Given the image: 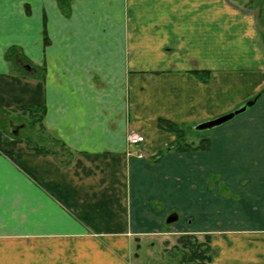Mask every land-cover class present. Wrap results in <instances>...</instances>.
<instances>
[{
    "label": "crops",
    "instance_id": "0c3cea01",
    "mask_svg": "<svg viewBox=\"0 0 264 264\" xmlns=\"http://www.w3.org/2000/svg\"><path fill=\"white\" fill-rule=\"evenodd\" d=\"M255 96L187 141L199 151L166 150L156 120L192 128ZM183 233L209 237L210 264H264L253 16L228 0H0V264H132L138 243Z\"/></svg>",
    "mask_w": 264,
    "mask_h": 264
},
{
    "label": "trees",
    "instance_id": "16d2710c",
    "mask_svg": "<svg viewBox=\"0 0 264 264\" xmlns=\"http://www.w3.org/2000/svg\"><path fill=\"white\" fill-rule=\"evenodd\" d=\"M193 75L203 82H205L209 76L205 71H194ZM257 96L254 98H257ZM24 109L32 117L33 124L41 121L43 114L42 109L37 107H24ZM155 124L158 128L174 135V141L171 148L168 146L166 150L172 149L176 152H186L199 151L202 149L203 146L201 142H199L198 145L193 146L186 141V128L184 126L172 124L162 119L156 120ZM17 128L18 127H11V130H13L12 132L16 131ZM171 250L170 255L172 256V262L174 264H210L211 256L213 255V250L210 246L209 237L207 235L202 236V240L199 241L194 235L180 234L176 239L175 246H173Z\"/></svg>",
    "mask_w": 264,
    "mask_h": 264
},
{
    "label": "rangeland",
    "instance_id": "374dc122",
    "mask_svg": "<svg viewBox=\"0 0 264 264\" xmlns=\"http://www.w3.org/2000/svg\"><path fill=\"white\" fill-rule=\"evenodd\" d=\"M228 1H230L232 5L236 6L241 11L249 13L253 16L255 25L264 44V0ZM32 127L33 129L35 128V126ZM185 128L186 141H195V137H200V135L206 134L209 130L194 131L193 127ZM129 133H131V131ZM173 237L177 236H172L171 234L153 236V238L144 240L143 243H138L137 249H132L137 256L136 259L132 258V264H174L172 262V256L170 255L172 247L175 246L174 244H176L175 238ZM163 239H166L168 244L162 242ZM132 247H135V245L133 244Z\"/></svg>",
    "mask_w": 264,
    "mask_h": 264
},
{
    "label": "water",
    "instance_id": "95a60500",
    "mask_svg": "<svg viewBox=\"0 0 264 264\" xmlns=\"http://www.w3.org/2000/svg\"><path fill=\"white\" fill-rule=\"evenodd\" d=\"M255 101H256V98L250 99V100L244 102L242 105H240L239 107H237L236 109H234L231 112H228V113H226L222 116L216 117L214 119L199 123L198 125L193 127V130L194 131H203V130H208V129L214 128L218 125H221V124L231 120L236 115L243 113L247 108L251 107ZM174 218H175L174 216L169 217L167 219V221L174 220Z\"/></svg>",
    "mask_w": 264,
    "mask_h": 264
},
{
    "label": "built area",
    "instance_id": "2783aa9c",
    "mask_svg": "<svg viewBox=\"0 0 264 264\" xmlns=\"http://www.w3.org/2000/svg\"><path fill=\"white\" fill-rule=\"evenodd\" d=\"M126 142L128 145L134 146L143 142V137L131 132L126 136ZM138 157H140V155H138Z\"/></svg>",
    "mask_w": 264,
    "mask_h": 264
}]
</instances>
